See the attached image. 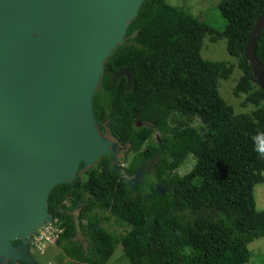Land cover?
Wrapping results in <instances>:
<instances>
[{"label": "trees", "instance_id": "trees-1", "mask_svg": "<svg viewBox=\"0 0 264 264\" xmlns=\"http://www.w3.org/2000/svg\"><path fill=\"white\" fill-rule=\"evenodd\" d=\"M219 8L227 21L221 34L168 0L141 5L124 44L105 65L94 114L110 120L118 140L131 142L137 153L133 171L163 148L153 170L167 190L145 197L151 187L146 181L143 190L133 192L108 156L73 183L56 186L49 212L63 225L56 247L66 257L107 264L121 245L128 264L249 263L248 245L264 237V211L254 196L256 185L264 183V159L255 150L264 144V90L256 85L244 50L264 0H223ZM208 37L227 40L242 71L233 93L244 98L245 108L254 107L250 113L236 114L222 98L219 81L230 79L236 66L202 57ZM257 57L264 63V29ZM121 71L130 80L117 76ZM189 157L195 165L181 176L178 170ZM69 211L80 214L86 249L76 241Z\"/></svg>", "mask_w": 264, "mask_h": 264}, {"label": "water", "instance_id": "water-1", "mask_svg": "<svg viewBox=\"0 0 264 264\" xmlns=\"http://www.w3.org/2000/svg\"><path fill=\"white\" fill-rule=\"evenodd\" d=\"M144 1L0 0V264H37L28 242L52 222L49 197L56 186L73 183L108 153L119 171L93 99ZM263 29L264 13L244 56L264 90L257 57Z\"/></svg>", "mask_w": 264, "mask_h": 264}, {"label": "rangeland", "instance_id": "rangeland-1", "mask_svg": "<svg viewBox=\"0 0 264 264\" xmlns=\"http://www.w3.org/2000/svg\"><path fill=\"white\" fill-rule=\"evenodd\" d=\"M222 1L223 0H168V3L172 6L188 11L199 20L211 26L217 33L221 34L225 32L227 26V21L222 16L219 8ZM202 57L209 61L227 62L236 66L230 79L219 81V92L226 103L233 107L236 114L250 113L254 107L248 106L245 108L242 105L244 98H237L233 93L236 84L242 76V71L237 67V60L227 51V40L223 38L213 41L210 37L206 38L202 49ZM194 165L195 159L189 157L185 164L178 170L179 174L183 176L191 172ZM150 173L153 174V170H151ZM254 196L257 209L259 211H264V183L256 185ZM75 214L77 215V212H75ZM188 216L191 217L192 214L188 213ZM112 229H116L119 233H124L126 231L125 228L117 229L113 227ZM78 239L79 241L84 242L87 246L88 241L83 233L78 235ZM248 249L251 253V258L248 264H264V237L255 239L248 245ZM31 250V256H34L39 264H79L63 255L62 251L59 250L56 245L50 246L44 255H39L37 252H33L32 248ZM107 264H128L123 257V249L121 245L117 247L113 257Z\"/></svg>", "mask_w": 264, "mask_h": 264}, {"label": "flooded vegetation", "instance_id": "flooded-vegetation-1", "mask_svg": "<svg viewBox=\"0 0 264 264\" xmlns=\"http://www.w3.org/2000/svg\"><path fill=\"white\" fill-rule=\"evenodd\" d=\"M121 74L125 75L128 78V80H130L131 77H130L128 72L121 71L117 74V76L121 75ZM113 77H114V75H113ZM95 119H96L99 131L102 134V136L106 140H108L109 142L114 143L116 146V156L118 159L117 160V168L119 169V171L118 172L114 171V172L117 175H119V177L121 179H123L126 182V184H134L135 185V189L132 190L133 192H136L137 188H140V190H143L144 189L143 185L146 183V181H149V185L151 184V187L149 189L150 192H145L144 193L145 197L149 196V198H152L153 197V194H152L153 190L157 191L160 194H161V192L164 193V191L167 190V187L162 186L160 184V182L158 180H156L154 170H153V166L156 163L157 159L160 156L164 155L163 148L161 147V152L158 153L155 158L147 157L143 166L138 167L136 170L133 171V169H134L133 166L135 165L134 163H135V157L137 156V153L132 151L131 142L123 143L120 140H118V138H116L111 133L110 120L109 119L103 120L102 117L97 119L96 116H95ZM140 125H142V123H138V125H136V126L140 127ZM155 139L158 141V143L160 142L159 137L156 136ZM142 152H144V150H142ZM105 156H108L109 160L112 159L111 153H108ZM151 170H153V174L150 173ZM86 172L87 171L80 172V174H84ZM69 213L73 217L74 222L77 224L76 241L80 242L82 244V246L86 249L85 243L79 241V239H78V235H80V233H82L81 232V224L78 222L80 214L76 215L74 211H69ZM19 244H20V242H18V241L14 242V245H16V246ZM28 249L31 253L32 250H31L30 242H28ZM32 258L35 260L36 263H38V261L34 258V256H32ZM17 264H26V263L23 261H19Z\"/></svg>", "mask_w": 264, "mask_h": 264}, {"label": "built area", "instance_id": "built-area-1", "mask_svg": "<svg viewBox=\"0 0 264 264\" xmlns=\"http://www.w3.org/2000/svg\"><path fill=\"white\" fill-rule=\"evenodd\" d=\"M64 233V228L60 220L54 219L51 223L43 225L30 238V246L33 252L44 255L50 246L56 245Z\"/></svg>", "mask_w": 264, "mask_h": 264}, {"label": "clouds", "instance_id": "clouds-1", "mask_svg": "<svg viewBox=\"0 0 264 264\" xmlns=\"http://www.w3.org/2000/svg\"><path fill=\"white\" fill-rule=\"evenodd\" d=\"M261 135H264V134H261ZM253 139L255 141V140L259 139V136L254 137ZM255 150L258 152L259 157L264 159V144L259 145Z\"/></svg>", "mask_w": 264, "mask_h": 264}]
</instances>
